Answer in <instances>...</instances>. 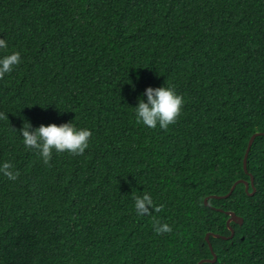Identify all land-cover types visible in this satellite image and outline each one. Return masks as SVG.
<instances>
[{
  "label": "trees",
  "instance_id": "trees-1",
  "mask_svg": "<svg viewBox=\"0 0 264 264\" xmlns=\"http://www.w3.org/2000/svg\"><path fill=\"white\" fill-rule=\"evenodd\" d=\"M0 38L21 53L0 79V166L20 172L0 173V264H264V0H0ZM166 83L178 121L137 124ZM25 121H74L89 147L49 167L12 130ZM251 175L254 194L212 196ZM144 191L162 211L137 215Z\"/></svg>",
  "mask_w": 264,
  "mask_h": 264
},
{
  "label": "clouds",
  "instance_id": "clouds-1",
  "mask_svg": "<svg viewBox=\"0 0 264 264\" xmlns=\"http://www.w3.org/2000/svg\"><path fill=\"white\" fill-rule=\"evenodd\" d=\"M8 44L5 38H0V49L7 50ZM21 63V53L13 51L0 57V79L5 74H10L16 66ZM138 105L134 107L136 123L143 124L149 128L167 130L169 125L175 124L184 106V98L178 94L175 85L166 83L161 87H147ZM0 120H8V115L0 112ZM12 130L22 133L23 143L26 148L35 150L36 154L42 158L45 165L51 167L50 161L53 152H68L71 155H83L89 147V141L92 131L89 128L77 127L74 121H68L62 124L50 123L40 124L33 127L30 121H25L23 127L19 130ZM0 173H3L9 180H17L20 176L19 170H15V165L6 161L0 166ZM135 201V210L138 216H151L152 210L160 212L163 205L157 206L154 203L152 195L144 191L142 195H136L133 192ZM154 231L156 234L170 233L172 227L167 223H161L154 220Z\"/></svg>",
  "mask_w": 264,
  "mask_h": 264
},
{
  "label": "water",
  "instance_id": "water-1",
  "mask_svg": "<svg viewBox=\"0 0 264 264\" xmlns=\"http://www.w3.org/2000/svg\"><path fill=\"white\" fill-rule=\"evenodd\" d=\"M262 134L261 132H256L254 133L251 138H250V141H249V144H248V147H247V151L245 153V156H244V169L246 172H248V168H247V158H248V154H249V151L251 149V146L256 138L257 135H260ZM244 183L245 186H246V191L249 190L250 186L252 185L253 186V191L250 192V194H254L255 191H256V188L254 186V177L253 175H251V180L250 181H247V180H244V179H239L237 180L231 187L230 191L225 194V195H212L213 197L215 198H224V197H228L232 192L233 190L235 189L236 185L238 183ZM208 199L209 197H206L205 198V204L208 205ZM226 213L229 215V218H228V224H230V222L234 221V222H237V223H240L242 224L243 223V218L239 215H237L234 211H226ZM229 229L231 230V235L230 236H225V235H221V234H213L215 237H223V238H229V237H232L235 233V230L233 229V227L231 225H229ZM210 235L211 233H207L206 234V240L208 241L209 243V246L213 252V258L212 259H207V261L209 262H215L217 260V254L215 253V251H213V245L211 243V240H210ZM203 261H201L199 264H201Z\"/></svg>",
  "mask_w": 264,
  "mask_h": 264
}]
</instances>
